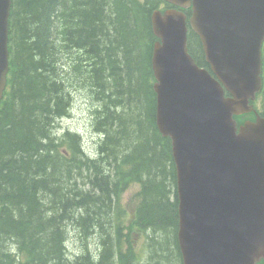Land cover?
Here are the masks:
<instances>
[{
    "label": "trees",
    "instance_id": "trees-1",
    "mask_svg": "<svg viewBox=\"0 0 264 264\" xmlns=\"http://www.w3.org/2000/svg\"><path fill=\"white\" fill-rule=\"evenodd\" d=\"M163 3L12 0L9 91L0 110V264L18 263L13 242L33 262L60 257L74 231L99 237L104 248L97 259L64 264H117L111 213L123 211L118 199L133 181L141 189L130 226L138 236L149 232L148 264H182L175 164L171 139L156 124L151 62V13ZM189 46L206 64L193 32ZM76 90L93 102L96 156L85 153L78 132L54 133ZM131 257L135 263L125 261ZM136 257L120 253V264H138Z\"/></svg>",
    "mask_w": 264,
    "mask_h": 264
},
{
    "label": "water",
    "instance_id": "water-1",
    "mask_svg": "<svg viewBox=\"0 0 264 264\" xmlns=\"http://www.w3.org/2000/svg\"><path fill=\"white\" fill-rule=\"evenodd\" d=\"M193 3L191 23L221 83L199 67L186 42V15L153 13L157 122L170 135L181 203L184 264H255L264 256V118L236 132L234 113L250 111L260 87L264 0ZM11 0H0V97L8 70Z\"/></svg>",
    "mask_w": 264,
    "mask_h": 264
},
{
    "label": "rangeland",
    "instance_id": "rangeland-1",
    "mask_svg": "<svg viewBox=\"0 0 264 264\" xmlns=\"http://www.w3.org/2000/svg\"><path fill=\"white\" fill-rule=\"evenodd\" d=\"M92 109L93 105L88 96L83 92H76L71 114H68L66 118L59 121L57 128H59L61 132L66 130L67 128H71L72 130L80 132V134L84 138V146L90 151L93 150L92 156H96L97 149L95 148V146L98 137L93 130ZM137 189V184L132 185L124 193L122 202L126 204L128 200L133 196V194L137 191ZM73 235L74 234H71L70 237ZM69 245L70 239L67 242V247Z\"/></svg>",
    "mask_w": 264,
    "mask_h": 264
}]
</instances>
